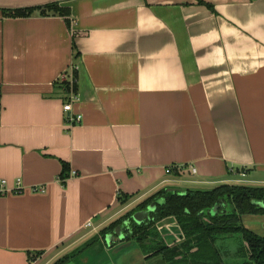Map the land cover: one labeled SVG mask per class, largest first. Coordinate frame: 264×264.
Segmentation results:
<instances>
[{
    "label": "crops",
    "instance_id": "crops-1",
    "mask_svg": "<svg viewBox=\"0 0 264 264\" xmlns=\"http://www.w3.org/2000/svg\"><path fill=\"white\" fill-rule=\"evenodd\" d=\"M53 2L70 15L4 13ZM239 176L264 185V0H0V264H52L162 188Z\"/></svg>",
    "mask_w": 264,
    "mask_h": 264
},
{
    "label": "trees",
    "instance_id": "trees-1",
    "mask_svg": "<svg viewBox=\"0 0 264 264\" xmlns=\"http://www.w3.org/2000/svg\"><path fill=\"white\" fill-rule=\"evenodd\" d=\"M201 2L214 10L212 4ZM4 13L7 16H30L35 13L68 16L70 9L61 7L58 2H53L34 7L5 9ZM78 54L76 53V57ZM72 73V81H65V90L78 93L77 70H73ZM63 165L60 180L65 184L72 173L67 163ZM176 170V167L172 168V172ZM225 198L234 204L237 211L223 216H211L203 212L204 209L214 206ZM128 200L130 197L123 199L122 204ZM254 201H264V186L222 183L208 190L188 188L184 193L169 192L162 188L140 202L130 212L103 228L100 234L104 237L128 220L129 228L124 225L123 241L138 242L143 249H146L143 253L145 259L149 262L157 261V264H227L231 259L236 258L244 259L241 264H260L264 263V236H260L240 222L242 214L259 211ZM152 203H156V208L151 213V220L137 224L132 214L137 209L146 208ZM169 217H174L177 223L173 239L168 242L162 236L155 244L151 243L152 238L155 241L156 230H159L157 223ZM232 237H238L239 240L237 246L231 249L223 242L226 239L231 240ZM99 240V238L92 239L83 248L60 257L53 264H70L79 254H83ZM85 257L83 256V260H88V264L92 261L91 264H101L102 258L97 257L89 261L91 256Z\"/></svg>",
    "mask_w": 264,
    "mask_h": 264
},
{
    "label": "rangeland",
    "instance_id": "rangeland-1",
    "mask_svg": "<svg viewBox=\"0 0 264 264\" xmlns=\"http://www.w3.org/2000/svg\"><path fill=\"white\" fill-rule=\"evenodd\" d=\"M227 183L230 184H245V185H251V186H262L259 184H252V181L249 180V177H235L234 179H227ZM221 183V182H220ZM220 183H188L184 186L185 189L192 188V189H202V190H208L212 189L213 187L217 186ZM264 186V185H263ZM183 188V187H181ZM242 221L243 224L260 234L264 235V215H254V214H244L242 215ZM160 230H156V238L154 241V238H152L151 243L155 244L158 240L162 238L163 235H165L164 238L168 240H172L174 233L177 230V223L172 221V218H166L157 223ZM170 234V235H169ZM170 236V238H169ZM239 238L238 237H232L231 240L226 239L224 244L229 245V247L232 249L233 247L237 246ZM169 242V241H168ZM150 244V243H148ZM74 250H71L68 252V254L72 253ZM139 251V252H138ZM137 252L140 254H143L146 252V249H143L142 246L136 242L135 240H128V241H117L112 246H109L105 240L102 242L98 241L95 244L91 245L88 249H86L83 254H79L72 264H88V260L86 262L83 261V255L84 257L86 255H90L91 259L89 261L95 260V258H102L101 264H157V261H150L147 262V260H144L143 257L137 259ZM148 252V249H147ZM144 255V254H143ZM132 257V260L128 257ZM86 259V257H85ZM93 262V261H92ZM91 262V263H92ZM244 262V259L236 258L231 259L230 262H227L228 264H241ZM90 263V264H91Z\"/></svg>",
    "mask_w": 264,
    "mask_h": 264
},
{
    "label": "water",
    "instance_id": "water-1",
    "mask_svg": "<svg viewBox=\"0 0 264 264\" xmlns=\"http://www.w3.org/2000/svg\"><path fill=\"white\" fill-rule=\"evenodd\" d=\"M165 189L169 192H181L184 193V191L186 190L185 188H181L180 186H167L165 187ZM188 189V188H187ZM155 205L156 203H153L152 205H150L148 208L145 209H137L133 214H132V218L133 220L137 223V224H143L146 221L151 220V215L150 212L155 210ZM137 206V205H136ZM135 206V207H136ZM133 207V208H135ZM132 208V209H133ZM132 209L126 211L125 213H123L121 216H119L118 218H116L114 221L118 220L120 217H122L123 215L127 214L128 212H130ZM112 221V222H114ZM111 222V223H112ZM111 223H109L106 226H109ZM124 225L126 228H129V221L126 220L125 223L123 225H118L116 227L115 230H113L112 232L107 233L104 237L101 236L100 232L103 228H105L106 226H104L102 229H100L96 234H94L92 237H90L85 243L79 245L78 247H76L75 249H73L74 251L80 248H83V246L90 242L92 239L94 238H99L100 242L103 243V241L105 240V242L109 245L112 246V244H114L117 241H123V239L125 238V233H124ZM159 226V225H158ZM159 230L161 231V228L159 227ZM166 235V234H165ZM165 235H163V238L165 237ZM165 240H167L166 238H164ZM84 256V255H83ZM84 262H86V260H83ZM73 262V261H72ZM72 264V263H70Z\"/></svg>",
    "mask_w": 264,
    "mask_h": 264
},
{
    "label": "flooded vegetation",
    "instance_id": "flooded-vegetation-1",
    "mask_svg": "<svg viewBox=\"0 0 264 264\" xmlns=\"http://www.w3.org/2000/svg\"><path fill=\"white\" fill-rule=\"evenodd\" d=\"M223 183H227V182H223ZM220 184H222V183H220ZM219 185V184H218ZM254 204H256V208L257 209H259V211H257V212H254V213H244V214H254V215H259V214H262V215H264V211H261L262 209H264V201H254L253 202ZM153 204V203H152ZM152 204H150V205H152ZM138 205V204H137ZM150 205H148L146 208H148ZM155 208H156V205H155ZM141 209H145V208H141ZM139 210V209H138ZM236 210V208H235V206H234V204L233 203H231L227 198H225V199H222V200H220L219 202H217L214 206H212V207H210V208H207V209H204V213H206V214H210L211 216H223V215H225V214H229V213H232V212H234ZM237 211V210H236ZM153 212V211H152ZM152 212H150V215H151V213ZM244 214H242V215H244ZM242 215H241V224L243 225V226H245L244 224H243V221H242ZM170 218H172V221L173 222H175L176 220H175V218L174 217H170ZM205 220H207V219H205ZM208 221V220H207ZM176 223V222H175ZM246 227V226H245ZM248 228V227H247ZM250 229V228H249ZM252 230V229H251ZM252 231H254V232H256L257 234H259L260 236H264L263 234H260L259 232H257V231H255V230H252ZM66 254H68V253H66ZM66 254H64V255H66ZM64 255H62V256H64ZM62 256H60V257H62ZM59 257V258H60ZM131 260H132V257H130V256H128ZM58 258V259H59ZM57 260V259H56ZM55 260V261H56ZM144 260H146L145 259V257H144ZM54 261V262H55ZM53 262V263H54ZM147 262H149V260H147ZM52 263V264H53ZM228 264V263H227ZM260 264H264V263H260Z\"/></svg>",
    "mask_w": 264,
    "mask_h": 264
},
{
    "label": "built area",
    "instance_id": "built-area-1",
    "mask_svg": "<svg viewBox=\"0 0 264 264\" xmlns=\"http://www.w3.org/2000/svg\"><path fill=\"white\" fill-rule=\"evenodd\" d=\"M72 79H73V76H72ZM72 79H71V81H72ZM78 98H79L78 93L71 92L70 101L68 103H65V105H64V110L69 113L68 120H69L70 123L79 122V121H81V119L83 117L82 114H77V115H71L70 114V111H72V109H73V102L76 101V100H78ZM175 167H176L175 165L169 166L167 168V172L168 173L169 172H172V168H175ZM196 171H197L196 167H193L192 168V172L195 173ZM241 172H242L241 175L242 176H245L244 171H241ZM75 173H76V171H72V175L75 174ZM0 184H1L2 187L7 186L6 185L7 184V181L5 179H0ZM36 189L43 191L44 190V187H37ZM16 190L18 191V189H16ZM4 191H5V189H3V188L0 189V193L1 192H4ZM91 224H92V222L89 221L87 223V226H91Z\"/></svg>",
    "mask_w": 264,
    "mask_h": 264
}]
</instances>
